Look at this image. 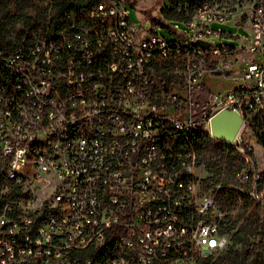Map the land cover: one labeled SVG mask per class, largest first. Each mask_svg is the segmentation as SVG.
<instances>
[{
  "label": "built area",
  "instance_id": "built-area-1",
  "mask_svg": "<svg viewBox=\"0 0 264 264\" xmlns=\"http://www.w3.org/2000/svg\"><path fill=\"white\" fill-rule=\"evenodd\" d=\"M46 4L35 39L0 42V264L217 256L233 231L221 230V183L207 185L193 135L222 140L211 116L239 112L238 135L222 140L244 158L232 186L264 209V0H86L58 14ZM213 23L248 25V43L225 42L231 32ZM165 59L178 64L159 72ZM215 70L234 72L232 87L202 100ZM250 241L257 250L259 229Z\"/></svg>",
  "mask_w": 264,
  "mask_h": 264
},
{
  "label": "trees",
  "instance_id": "trees-1",
  "mask_svg": "<svg viewBox=\"0 0 264 264\" xmlns=\"http://www.w3.org/2000/svg\"><path fill=\"white\" fill-rule=\"evenodd\" d=\"M54 1L58 14L64 8L79 6L86 0ZM189 1L191 5L204 0ZM46 6V0H0V42L11 45L15 42L35 39L39 35V30L45 26ZM166 16L172 19L182 18V14L178 15L173 10L166 12ZM168 61L169 65H165L164 63ZM176 64L178 63L173 60L165 59L162 67H158V71L164 73L167 66H176ZM200 87L205 92H210L203 84H200ZM193 142L197 148L199 162L208 172L207 185L221 183L215 193V198L220 207L228 211L227 225L221 230L224 232L233 231L231 243L225 250L215 257L203 256L197 264H264V209L254 206L249 210L252 199L248 194L234 189L232 186L237 184L234 173L244 165V158L235 147L210 137L206 131L195 133ZM257 142L264 146V137L260 133H257ZM252 149L251 146L249 152L254 156ZM239 195L242 198V204L238 209ZM235 209L237 211L231 214V211ZM258 229L261 241L258 249L254 250L249 247L251 245L250 235ZM109 234L108 241L102 247L110 245V249H112L114 247V228L109 229Z\"/></svg>",
  "mask_w": 264,
  "mask_h": 264
},
{
  "label": "rangeland",
  "instance_id": "rangeland-1",
  "mask_svg": "<svg viewBox=\"0 0 264 264\" xmlns=\"http://www.w3.org/2000/svg\"><path fill=\"white\" fill-rule=\"evenodd\" d=\"M130 8V15L134 19L136 23L143 22L147 26H151V18H146L144 15L138 14L136 10L132 7ZM174 22L170 21V24H173ZM154 27H157L158 25L154 24ZM248 25H239V24H227V23H213L212 27L214 28H222L226 30L227 32H231L232 36H226L223 37L222 40L229 44H247L250 38V31L248 30ZM185 26L181 24L180 29H184ZM163 33L167 34L163 28L161 30ZM234 72H231L229 75H225L223 73L217 74V75H211L209 73H205L203 76L204 83L206 84L207 88L211 91L210 93H203L200 95V99L205 100L209 99L213 96L215 93H221L224 94L228 89L232 87L233 83V76ZM206 127V123H205ZM207 129V128H205ZM246 137V133L243 132ZM256 146L257 143L255 141H252ZM259 151L258 147L256 148Z\"/></svg>",
  "mask_w": 264,
  "mask_h": 264
},
{
  "label": "water",
  "instance_id": "water-1",
  "mask_svg": "<svg viewBox=\"0 0 264 264\" xmlns=\"http://www.w3.org/2000/svg\"><path fill=\"white\" fill-rule=\"evenodd\" d=\"M208 45L207 41H202ZM220 74V71H213ZM228 73V71H226ZM243 118L234 108L224 107L215 112L210 118V131L213 136L222 140L233 141L242 126Z\"/></svg>",
  "mask_w": 264,
  "mask_h": 264
},
{
  "label": "clouds",
  "instance_id": "clouds-1",
  "mask_svg": "<svg viewBox=\"0 0 264 264\" xmlns=\"http://www.w3.org/2000/svg\"><path fill=\"white\" fill-rule=\"evenodd\" d=\"M212 243H213V246H215V241H213Z\"/></svg>",
  "mask_w": 264,
  "mask_h": 264
}]
</instances>
